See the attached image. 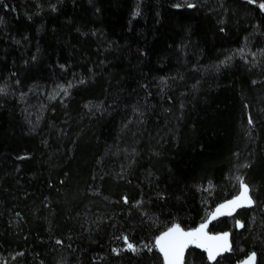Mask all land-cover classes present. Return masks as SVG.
Listing matches in <instances>:
<instances>
[{"label": "trees", "instance_id": "1", "mask_svg": "<svg viewBox=\"0 0 264 264\" xmlns=\"http://www.w3.org/2000/svg\"><path fill=\"white\" fill-rule=\"evenodd\" d=\"M260 4L0 0V264H163L237 177L229 250L183 264H264Z\"/></svg>", "mask_w": 264, "mask_h": 264}, {"label": "snow or ice", "instance_id": "2", "mask_svg": "<svg viewBox=\"0 0 264 264\" xmlns=\"http://www.w3.org/2000/svg\"><path fill=\"white\" fill-rule=\"evenodd\" d=\"M249 2L251 3L253 0H249ZM259 7L264 9V4H260ZM0 92H3V89H0ZM236 179L239 183V195L227 203L220 205L211 214V219H215L218 215H231L236 208L250 206L253 203L249 195V186L244 182L243 177H237ZM207 226V223H203L194 231L185 232L179 225H175L169 228L167 232L158 236L154 246L162 253L165 264H183L184 252L189 245L203 248L207 252L208 260L213 261L221 252L229 250L228 234L210 236L205 231ZM124 240L128 243L130 250L136 251L134 245L127 241V237ZM245 264H255V253H252L248 257Z\"/></svg>", "mask_w": 264, "mask_h": 264}, {"label": "rangeland", "instance_id": "3", "mask_svg": "<svg viewBox=\"0 0 264 264\" xmlns=\"http://www.w3.org/2000/svg\"><path fill=\"white\" fill-rule=\"evenodd\" d=\"M239 191H240V189H239ZM239 191H238V194H237V195H239ZM237 195H236V196H237ZM236 196H235V197H236ZM235 197L231 198L230 200L234 199ZM230 200H228V201H230ZM228 201H225V202L221 203L220 205L225 204V203H227ZM220 205H218V206L213 210L212 213H214L215 210H216ZM244 207H247V206H244ZM239 208H240V207H239ZM237 209H238V208H236V209L232 212V214H233ZM212 213H211V214H212ZM211 214L209 215V217L207 218V220H206L205 222H203V223H207V225H208L210 222L216 220L217 218H220V217H223V216H229V215H218L215 219H211ZM232 214H231V215H232ZM203 223H201V224H203ZM201 224H200L198 227H196L195 229L199 228V227L201 226ZM237 226H239V225H237ZM195 229H194V230H195ZM194 230H192V231H194ZM205 231L207 232V228L205 229ZM207 234L210 235V236H221V235H223V234H225V233H219V234H216V235H211V234H209V233L207 232ZM227 234H228V233H227ZM228 244H229V246H230L229 234H228ZM192 246L195 247V245H192ZM192 246H191V247H192ZM196 248H197V247H196ZM198 249H201V250L205 251L203 248H198ZM224 252H226V251H224ZM224 252H221L220 254H222V253H224ZM205 253H206V255H207V252H206V251H205ZM220 254H219V255H220Z\"/></svg>", "mask_w": 264, "mask_h": 264}, {"label": "water", "instance_id": "4", "mask_svg": "<svg viewBox=\"0 0 264 264\" xmlns=\"http://www.w3.org/2000/svg\"><path fill=\"white\" fill-rule=\"evenodd\" d=\"M173 227V226H172ZM171 228V227H170ZM181 228V227H180ZM182 229V228H181ZM183 230V229H182ZM168 231V229L166 230V231H164L163 233H165V232H167ZM183 231H185V232H188V231H186V230H183ZM162 233V234H163ZM161 234V235H162ZM192 245H189L186 249H185V252H184V257H183V261H184V258H185V255H186V252H187V250L191 247ZM157 250H158V248H157ZM159 251V250H158ZM159 253H160V255H161V258H162V261H163V264H165V261H164V258H163V255H162V253L159 251ZM243 264H245V263H243Z\"/></svg>", "mask_w": 264, "mask_h": 264}, {"label": "bare ground", "instance_id": "5", "mask_svg": "<svg viewBox=\"0 0 264 264\" xmlns=\"http://www.w3.org/2000/svg\"><path fill=\"white\" fill-rule=\"evenodd\" d=\"M159 254V253H158Z\"/></svg>", "mask_w": 264, "mask_h": 264}]
</instances>
